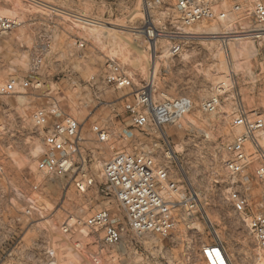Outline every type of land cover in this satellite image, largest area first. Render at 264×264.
<instances>
[{
    "label": "rangeland",
    "instance_id": "rangeland-1",
    "mask_svg": "<svg viewBox=\"0 0 264 264\" xmlns=\"http://www.w3.org/2000/svg\"><path fill=\"white\" fill-rule=\"evenodd\" d=\"M225 10L226 23L176 31L171 17L147 10L141 0H0V16L17 24L0 34V86L11 78L33 84L0 96V264H205L200 248L214 243L223 245L233 264H264L247 219L224 200L228 178L222 166L223 146L239 132L231 127L236 110L264 113V38L222 41L261 29L247 14ZM145 12L150 27L184 35L179 54H171L165 38L152 49L140 34L120 30L144 26ZM74 15L119 29L79 22ZM110 62L130 77L131 87L116 89L104 81ZM144 87L155 103L188 97L191 112L178 126L139 132L125 108ZM214 96L219 108L203 113L200 104ZM38 110L81 125L78 159L95 180L86 193L37 172L42 139L32 114ZM95 126L105 141H98ZM119 153H150L166 164L181 190L197 196V212L167 238L127 231L121 245L103 246L100 234L83 221L99 210L124 221L102 176L103 164ZM262 192L264 187L252 190L253 214ZM71 218L81 224L64 233Z\"/></svg>",
    "mask_w": 264,
    "mask_h": 264
},
{
    "label": "built area",
    "instance_id": "built-area-1",
    "mask_svg": "<svg viewBox=\"0 0 264 264\" xmlns=\"http://www.w3.org/2000/svg\"><path fill=\"white\" fill-rule=\"evenodd\" d=\"M148 10H162L174 21L176 31L203 23H226L229 7L233 14H247L260 30H251L252 39L264 38L263 0H141ZM148 15V14H147ZM149 17V16H148ZM150 21V20H149ZM151 22V21H150ZM146 25V26H145ZM17 26L16 21L0 16V34L10 32ZM148 41L165 38L170 42L171 54L177 55L182 49L181 34L159 31L144 22ZM155 35H164L156 36ZM264 68V56L262 58ZM104 81L110 86L128 88L132 86L127 76L115 62L107 64ZM33 84L27 79L11 78L0 86V96H9L25 91ZM134 103L126 106L130 122L139 132H161L166 126H178L192 110L188 97H178L155 103L152 93L144 87L134 94ZM220 106L214 96L204 100L200 109L205 114H213ZM32 122L40 131L42 153L37 160L39 174L66 179L79 193L84 194L95 186L93 176L80 164L79 154L82 143L81 125L69 116L56 111L38 110L32 114ZM231 127L239 132L232 141L223 146L226 159L223 170L228 178L224 190V200L232 211L247 219L249 235L257 249L264 251V192L258 203V212L250 209L252 190L264 187V113L255 110L247 113L238 108L234 113ZM98 141H105L106 134L97 126L92 128ZM163 143H165L162 140ZM171 159V157L169 156ZM251 171L250 174L247 172ZM2 166L0 165V173ZM105 190L112 194L124 212V221L112 216L107 210H99L83 222L87 229L100 234L103 246L113 248L122 244L127 231L139 236L155 235L169 237L180 221L192 217L198 208V198L191 192L181 190L170 176L166 164H162L150 153L134 155L115 154L102 166ZM103 192V191H101ZM73 221L71 224L70 222ZM76 219H69L63 232L80 225ZM1 243V239H0ZM214 252L218 253V257ZM200 258L205 264H233L221 243L200 248ZM220 259V261H218Z\"/></svg>",
    "mask_w": 264,
    "mask_h": 264
},
{
    "label": "bare ground",
    "instance_id": "bare-ground-1",
    "mask_svg": "<svg viewBox=\"0 0 264 264\" xmlns=\"http://www.w3.org/2000/svg\"><path fill=\"white\" fill-rule=\"evenodd\" d=\"M32 1V0H31ZM35 3V2H34ZM51 10V9H50ZM54 12H56V11H54ZM67 14V13H66ZM74 18H75V20H80L79 22H81V21H83V22H85V23H87V24H90V25H94V26H97V27H104V28H108V29H119V27L117 26V25H109V24H106V23H102L101 21L100 22H97V21H93V20H91V19H86V18H79V17H77V16H73ZM72 18V17H71ZM145 20H146V24H150L151 22L149 21V17H148V15H147V12H145ZM82 22V23H83ZM104 22V21H103ZM123 28V27H122ZM142 29H144L143 27H132V28H130V29H121L120 28V30H122V31H129V32H132V33H134V34H145V30H142ZM245 35V34H244ZM260 35H264V32H262V33H260ZM158 37V36H164V35H155V37ZM183 36L184 35H180L179 37L180 38H183ZM251 39V38H253V37H251V34L250 35H245V36H231V37H225V38H222L223 40L222 41H224V42H229V41H233V40H245V39ZM160 39V38H159ZM158 39V40H159ZM184 39V38H183ZM156 43H157V41H156V39H154V40H152V41H150L149 42V44H151L153 47H152V49H154V47L156 46ZM187 116V115H186ZM185 116V117H186ZM184 117V118H185ZM46 222H48V224L50 225V222L49 221H46ZM51 226V225H50ZM215 254H216V256H217V258H219L218 257V253L217 252H214ZM218 261H220V259H218ZM211 262H212V264H216V261H215V259H212L211 260ZM209 264V263H208Z\"/></svg>",
    "mask_w": 264,
    "mask_h": 264
}]
</instances>
